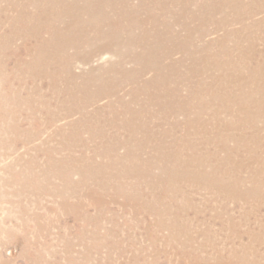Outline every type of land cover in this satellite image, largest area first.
I'll list each match as a JSON object with an SVG mask.
<instances>
[{"label":"rangeland","instance_id":"1","mask_svg":"<svg viewBox=\"0 0 264 264\" xmlns=\"http://www.w3.org/2000/svg\"><path fill=\"white\" fill-rule=\"evenodd\" d=\"M28 1L0 0V264H264V0L104 8L172 25L157 84L119 54L68 80Z\"/></svg>","mask_w":264,"mask_h":264},{"label":"bare ground","instance_id":"2","mask_svg":"<svg viewBox=\"0 0 264 264\" xmlns=\"http://www.w3.org/2000/svg\"><path fill=\"white\" fill-rule=\"evenodd\" d=\"M121 1L123 0H41L39 6L37 2L29 0L27 5L39 6L37 11L26 13L24 8L20 11L23 13L21 17L25 18L29 27L27 29L32 30L34 35L40 38L37 40L36 52L41 53L43 56L41 59L45 61L51 58L55 61L60 59V70L68 75V80L78 79L72 73V62L78 60L81 64H89L94 59H102L105 54L112 56L119 54L123 57V62L132 61L134 64H139L141 72L152 70L154 75L148 83L157 84L167 79L168 74L165 73L171 66L162 61L159 49L163 50L167 43L170 46L173 44L172 25L159 17L144 20L143 17H108L104 14L106 8L113 9L114 4ZM144 4V0H140V5L133 10L134 13H138L141 9L147 10L148 7ZM158 8L164 11L163 8ZM81 14L89 17H80ZM122 15L129 16L125 12ZM44 33L47 34L46 39L42 37ZM53 48H56V54H52ZM82 48H87L88 53L81 55ZM70 50L73 54H69ZM95 71L97 69L90 68L87 74ZM121 71L123 74L128 73L125 69ZM90 78L86 76L88 82H91ZM83 80L86 81L84 78ZM98 81L102 80L98 79ZM72 85L75 91H70L71 96L77 97L80 91L77 90L75 82ZM97 91L96 95L99 96L104 88L99 87Z\"/></svg>","mask_w":264,"mask_h":264}]
</instances>
